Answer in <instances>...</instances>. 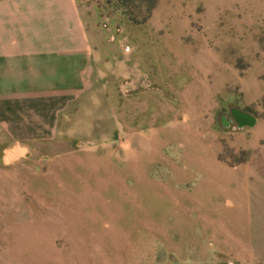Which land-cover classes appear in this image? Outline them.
Masks as SVG:
<instances>
[{
	"label": "rangeland",
	"instance_id": "obj_1",
	"mask_svg": "<svg viewBox=\"0 0 264 264\" xmlns=\"http://www.w3.org/2000/svg\"><path fill=\"white\" fill-rule=\"evenodd\" d=\"M79 8L77 133L0 146V264H264V0Z\"/></svg>",
	"mask_w": 264,
	"mask_h": 264
},
{
	"label": "crops",
	"instance_id": "obj_2",
	"mask_svg": "<svg viewBox=\"0 0 264 264\" xmlns=\"http://www.w3.org/2000/svg\"><path fill=\"white\" fill-rule=\"evenodd\" d=\"M79 4L80 0H0V146L4 152L27 151L24 144L48 133H77L76 117L63 111L78 85L72 80L64 83L63 74H73L74 66H63V59L86 52L64 51L62 43L82 41L84 35L64 39L62 27L81 26ZM93 57L90 51L89 58ZM51 73L53 78L48 76ZM63 90L71 91L64 100Z\"/></svg>",
	"mask_w": 264,
	"mask_h": 264
},
{
	"label": "flooded vegetation",
	"instance_id": "obj_3",
	"mask_svg": "<svg viewBox=\"0 0 264 264\" xmlns=\"http://www.w3.org/2000/svg\"><path fill=\"white\" fill-rule=\"evenodd\" d=\"M245 115H250V114L249 113H246V112L238 111L236 109H233L232 110V120L235 121V123H236V125L238 127H242V126L247 125L246 123L240 122L241 116H245ZM225 118L226 117L222 116V119H223L225 125H229L230 121H225Z\"/></svg>",
	"mask_w": 264,
	"mask_h": 264
},
{
	"label": "water",
	"instance_id": "obj_4",
	"mask_svg": "<svg viewBox=\"0 0 264 264\" xmlns=\"http://www.w3.org/2000/svg\"><path fill=\"white\" fill-rule=\"evenodd\" d=\"M240 122L246 123L247 125H252L253 117L250 115L241 116Z\"/></svg>",
	"mask_w": 264,
	"mask_h": 264
},
{
	"label": "bare ground",
	"instance_id": "obj_5",
	"mask_svg": "<svg viewBox=\"0 0 264 264\" xmlns=\"http://www.w3.org/2000/svg\"><path fill=\"white\" fill-rule=\"evenodd\" d=\"M11 157V155L8 157V159Z\"/></svg>",
	"mask_w": 264,
	"mask_h": 264
}]
</instances>
